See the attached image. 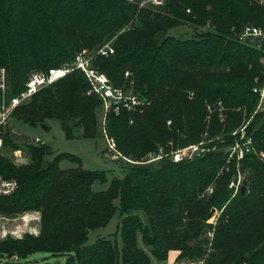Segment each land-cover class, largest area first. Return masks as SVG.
<instances>
[{"label": "trees", "instance_id": "obj_1", "mask_svg": "<svg viewBox=\"0 0 264 264\" xmlns=\"http://www.w3.org/2000/svg\"><path fill=\"white\" fill-rule=\"evenodd\" d=\"M185 24L202 31L185 39L169 35ZM248 27L264 32V0H168L146 8L130 0H0V68L13 93L24 89L32 72L58 68L84 49L95 52L117 34L114 54L97 57L94 65L115 87L133 81L147 102L142 113L107 116L106 130L119 152L140 161L159 146L168 155L203 149L178 163L169 157L127 163L124 178L94 192L95 182L106 181L104 172L85 170L70 154L48 161L49 146L22 147L8 132L5 146L23 150L16 163L1 160L2 173L19 187L0 197V214L39 213L40 221L38 235L0 240V257L47 253L66 256V264H152L140 237L161 262L179 251V260L203 264H264V160L252 154L238 167L223 150L234 145L243 119L254 116L247 135L264 153V112L256 113L260 94L254 92L264 86V39L240 41ZM89 90L85 75L75 71L38 92L14 119L28 126L57 120L68 139L77 127L95 139L102 100ZM64 159L78 166L62 169ZM238 170L249 171L244 195L229 188ZM116 200L122 251L107 238L84 246L90 231L114 217ZM214 209L220 215L208 224ZM206 228L210 239H202Z\"/></svg>", "mask_w": 264, "mask_h": 264}, {"label": "rangeland", "instance_id": "obj_2", "mask_svg": "<svg viewBox=\"0 0 264 264\" xmlns=\"http://www.w3.org/2000/svg\"><path fill=\"white\" fill-rule=\"evenodd\" d=\"M131 2L133 3L134 1H131ZM134 3H137V2H134ZM136 25L139 26V23L136 22ZM200 31L202 30L196 29L195 27L191 25L185 24L183 26H180V27H177L171 30L169 32V35H174L178 38L185 39V38H192V37L197 36ZM117 36H118L117 34H114L108 37L105 40V43L112 42L114 45L117 39ZM125 77L126 79H128L129 73H126ZM128 81L122 86V88L131 89L137 93L134 82L133 81L128 82ZM263 88L264 86L260 89H263ZM42 94H43V90L42 92L39 93V95H42ZM259 105H260L261 111L256 112V113L264 112V100L262 102L261 98L258 103V106ZM243 115H245V112H243ZM97 121H98V137L97 138L95 139L84 138L82 128L77 127L73 131L74 138L68 139L62 128L61 123L57 120H48L45 125L48 127V129L46 130L44 129L42 125L28 126V125H25L22 121L17 120V118H15L12 124L9 139L11 143L20 145L22 147L26 145L32 146L33 144H31L30 142H33L36 138L41 139L52 150L50 148L48 149L50 151H53V155L47 158L48 161H51L55 156L59 154H70V155L78 157L81 160L82 166L85 170L99 171V172L105 173L106 181L104 182L97 181L93 185L94 192H104L108 190L110 183L113 179H122L125 177V174H126L125 164L127 163L139 164L141 163V161H144L147 156L140 159V161H136L134 160V158H131V157L128 158L125 156L124 157L127 160H129V162L124 161V160H121L122 162L111 160L106 155L108 150H107L106 141L103 136L104 111L102 107L97 111ZM253 121H254V116H251L250 118H244L242 121V124L237 130H235V132L241 130L243 127H246L245 131L247 134L249 127L251 126ZM105 128H106V124H105ZM106 132L109 137L114 139V137L109 135L107 130ZM239 138H240L239 135L235 137V141H237V139ZM217 140L218 138H216V141ZM22 147L18 149V151H12L11 147L7 146L5 149V157L10 158L15 163H16L15 160H17L16 158H18V161H20L19 158L21 157V150H23ZM230 147L231 146H229L228 148H223V150L228 151ZM198 149H201L200 145H198ZM213 149H218L217 145H215L212 148V150ZM158 150L164 151V147L159 146ZM164 153L166 154L165 151ZM77 166H78L77 162L71 161L69 159H64L60 162V167L62 169H70V168H75ZM243 175H244V181H245L246 178L249 176V171H246ZM213 188H214V185L209 187V189L207 190L208 194L212 193ZM115 205L118 207V211L116 212L114 217L110 220L108 225L103 228L90 231L88 240L84 246L86 247L93 246L99 239L107 238V239H110L117 246L120 252L122 251V248H123L122 235H121L122 217L119 212V205H120L119 200L115 201ZM212 215L213 216L207 221L208 224L214 223V221H216L220 213L214 209L212 210ZM36 216L37 214L33 212H26L23 214L12 215V216H4L0 214V240L1 241H5L7 239L19 240V239H22L25 235H34V236L38 235L40 220L38 221L36 219ZM142 217L144 218V221H147V218L144 215H142ZM204 230H205V234L202 236V239H210L211 238L210 231L207 228ZM138 244L140 248L143 249L150 256L152 260V264H175L176 262L181 263L182 261H186L187 264H203V261L188 260V259L179 260L178 259V256L180 254L179 251H171L177 254L176 259L173 253H169L167 260L161 262V261H158L151 254V249L143 244L140 237L138 240ZM45 260L51 264H66L67 257L62 256V255L54 256V255H50L47 253H37V254H34L28 257L27 259L21 260L20 263L21 264H34V263L42 262ZM1 262H3V259L0 257V263ZM121 263L122 261H120V264Z\"/></svg>", "mask_w": 264, "mask_h": 264}, {"label": "built area", "instance_id": "obj_3", "mask_svg": "<svg viewBox=\"0 0 264 264\" xmlns=\"http://www.w3.org/2000/svg\"><path fill=\"white\" fill-rule=\"evenodd\" d=\"M131 1L137 2L140 8H146L161 7L168 0ZM258 37L264 39V33L262 30L248 27L240 36V41L244 42L249 38ZM114 52L115 49L112 42L105 43L95 52L84 49L77 53L74 60L66 62L58 68H51L48 71L32 73L28 77L24 89L19 93H13L7 70L5 68H0V197L13 195L19 187L17 181L6 177L2 173L1 169V160L3 157H5V138L7 133L11 131L16 110L19 107L28 104L38 92L53 86L75 71L82 72L85 75L90 85L88 94L97 95L102 100V108L104 111L103 136L107 144V157L113 161L124 160L129 162V160H127L119 152L116 141L108 136L105 128L106 119L109 114L113 113L115 115H120L122 111H128L130 113H142L147 102L134 90L115 87L110 78L104 72L95 67L94 61L97 57H108L114 54ZM254 92L260 94V98L263 102L264 88H256L254 89ZM257 111H261L260 105L258 106ZM245 130L246 127H243L241 130L233 133L234 137L239 135L241 139H237L234 145L228 149L229 161L236 159V161L239 163L238 167L240 166L241 160L252 154L257 155L260 159L264 160V153H258L255 150L254 140L251 136L246 134ZM30 143L35 146L46 145V143L39 138H36ZM197 149L198 146H191L181 150L173 151L170 153V155L165 154L163 150H159L158 152H152L148 154L145 158V162H157L164 157H169L173 162L178 163L184 160L192 159L193 153ZM243 174V172L238 170L237 176L230 183L229 188L234 191V195L242 191V187H245ZM36 214V219L39 221V213ZM210 237H212L211 233ZM2 259L3 262L0 264H18L21 262V259L18 255L5 257ZM175 264H187V262L182 261L181 263L176 262Z\"/></svg>", "mask_w": 264, "mask_h": 264}, {"label": "water", "instance_id": "obj_4", "mask_svg": "<svg viewBox=\"0 0 264 264\" xmlns=\"http://www.w3.org/2000/svg\"><path fill=\"white\" fill-rule=\"evenodd\" d=\"M43 127H44V129H48V127L47 126H45V125H43ZM202 153H203V150H201V149H197V150H195L194 151V153H193V158H196V157H198V156H200V155H202ZM242 195H244L245 194V190H246V188L245 187H242Z\"/></svg>", "mask_w": 264, "mask_h": 264}, {"label": "crops", "instance_id": "obj_5", "mask_svg": "<svg viewBox=\"0 0 264 264\" xmlns=\"http://www.w3.org/2000/svg\"><path fill=\"white\" fill-rule=\"evenodd\" d=\"M174 254L175 259L177 258V254L175 252H170Z\"/></svg>", "mask_w": 264, "mask_h": 264}]
</instances>
